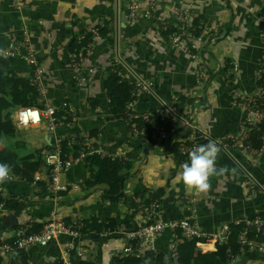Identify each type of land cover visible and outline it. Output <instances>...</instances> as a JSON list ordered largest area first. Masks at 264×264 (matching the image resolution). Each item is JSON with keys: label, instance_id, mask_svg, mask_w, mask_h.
<instances>
[{"label": "crops", "instance_id": "0c3cea01", "mask_svg": "<svg viewBox=\"0 0 264 264\" xmlns=\"http://www.w3.org/2000/svg\"><path fill=\"white\" fill-rule=\"evenodd\" d=\"M226 1L0 0V54L13 53L11 69L27 78L32 70L25 56L28 47L34 48L43 71L38 90L44 104L55 110L67 103L70 113L78 115L73 119L75 127H59L57 134L69 137L98 131V138L90 144H95L99 154L113 161L131 159L135 164L133 177L124 181V191L121 186L126 202H112L106 207L100 203L101 192L108 187L106 182L82 191L88 177L83 159L63 174L69 186L65 194L45 192L31 198L30 186L24 181L7 184V190L25 208L17 216L0 208L3 224L0 241L9 238L14 231L10 228L13 223L43 225L54 214L72 224L85 210L100 220L112 219L117 227L136 228L150 221L149 210L140 205V195L145 191L160 197L163 220L169 219L167 210L171 202L193 198L195 216L205 236H211L224 225L264 214V137L261 144H252L248 151H220L217 166H227L234 170V175L213 178L206 193L188 192L178 179L180 165L184 163L182 147L188 141L201 140V134L215 141L237 136L245 114L232 105L230 97L232 94L250 97L256 92L259 68L264 61V0ZM131 5L149 11L150 16L134 20L128 13ZM182 9L190 10L193 26L201 29L200 35L173 34L180 29L175 17ZM103 21L110 23L112 30L105 35L99 33L104 28ZM88 31L92 39L86 57L79 64L84 81L77 83L73 80L76 73L71 50ZM173 36H178V45L173 43ZM198 36L202 41H197ZM225 61H230L235 69L236 78L230 83L222 73ZM201 67L208 73L199 79ZM117 68L123 70L121 79L131 84L149 82L152 87L150 91L135 89L122 93L125 100L132 96L131 108L125 116L110 119L101 114L106 112L103 110L107 105L102 79L106 70L115 72ZM89 99H97L102 105L93 115L86 105ZM165 106L173 110L174 118L160 113ZM151 116L172 122L175 136L171 141L157 138L155 146L149 149L146 135L139 138L141 134L135 135L128 123L133 118ZM179 120L188 122L190 128L181 126ZM41 134L40 146H32L43 149L47 145L45 135L47 146H52V135L43 128ZM252 185L256 187L252 189ZM9 220L11 224L6 226ZM90 236L106 247L99 260L86 264L112 263L109 254L113 252H121L119 257H125L122 252L125 243L118 234L102 233L78 239L61 236L69 241L62 246L59 237L54 242L61 254V260L55 264H70L68 257L79 262L86 252L91 254L94 245L85 244ZM176 237L180 234L164 232L155 240V252L164 255L165 264H178L174 248L180 241ZM47 247L26 252L28 263L43 264L49 256L43 253ZM241 256L242 264H264V255Z\"/></svg>", "mask_w": 264, "mask_h": 264}, {"label": "trees", "instance_id": "16d2710c", "mask_svg": "<svg viewBox=\"0 0 264 264\" xmlns=\"http://www.w3.org/2000/svg\"><path fill=\"white\" fill-rule=\"evenodd\" d=\"M104 28L99 31L100 34L105 35L111 32L110 23L103 21ZM193 27L196 29H193ZM198 26H193L187 32L188 34L198 35L201 29H197ZM177 30L173 34L177 35ZM85 37L79 40L73 46L71 55L76 57V61L79 58L84 59L87 55L89 44L92 39L91 32H85ZM200 35V34H199ZM199 37V36H198ZM264 46V44H263ZM230 61H225L222 73L225 75L227 71L230 72L227 77V81L230 83L233 78L234 68ZM13 65V59L6 58L3 54H0V163H6L12 168V180L24 181L30 186V197L36 198L43 195L46 192V185L36 184L34 185L35 178L43 173L44 156L46 151L51 149V146L44 145L43 149H36L31 144L23 140L18 134L13 117L15 114L25 108L44 110V102L38 87L32 83L31 77L23 78L15 73L11 68ZM123 73L122 69H116L115 72L106 70L102 79V88L105 91V97L107 99L106 109L101 113L110 119H118L128 114V105L131 102V97L125 100L121 94L127 90L131 92L135 91V84L129 83L125 79H121L119 75ZM136 83V81H135ZM264 89V61L259 68L258 77L256 81V90ZM137 90V89H136ZM233 95V94H232ZM230 97V101L232 99ZM89 108V114L93 115L96 111L101 109V103L97 99H89L86 102ZM264 110V107H262ZM78 115L70 113L69 104L65 103L64 108H58L54 110V119L57 125L64 126H76V122L73 121ZM149 119V120H148ZM148 120V121H147ZM133 118L129 121L131 131L136 130L139 134V138L143 135L147 137V147L152 149L155 146V141L159 138V129L163 132L167 141L175 136L173 132L172 122L161 119H154V116L149 118ZM147 121V122H146ZM158 129V130H156ZM248 138L244 142L245 148H251L254 143L261 144L264 137V122L255 125L253 128H247ZM98 138V131L87 132L86 134L70 135L67 140L62 141L60 144L61 154L64 160L74 162L81 156H85V169L87 172V180L82 186V191L93 190L101 182H106L108 187L103 190L100 195V203L103 207H106L112 202H126V196L121 190L122 183L133 177L134 161L131 159L113 161L108 156H102L95 149V144H89ZM196 147L207 142L203 140H196ZM232 144V142H226ZM189 148L187 143L182 148ZM182 149L181 147H179ZM182 161L185 163L188 161V154H183ZM15 191V190H14ZM65 194V193H62ZM160 200V197L156 194H152L148 191L141 193L140 204L146 208L151 205L150 201ZM160 202V201H159ZM0 204L5 209L10 211L13 215H18L21 210L25 208V204H19L16 196L8 189L6 192L0 195ZM168 218L170 220L181 219L189 215L186 209V201L184 199H177L168 205L167 210ZM83 221V227L78 229L81 236L98 235L107 230H113L117 228L115 221L100 220L89 210H85L80 214ZM259 216H264L260 214ZM5 221V220H4ZM1 223V221H0ZM11 221L6 222V226H9ZM0 225H3L2 223ZM10 228L16 230L18 226L16 223L11 224ZM230 229L233 233H237L242 230V227L235 228L234 225H230ZM42 231V225L31 224L29 225L28 235H37ZM248 238L252 242L264 244V233H256L251 231L248 234ZM196 241L186 237H182L180 243L175 248V254L177 256L178 264H225L229 259L230 254L227 253V248L218 247L217 252L205 256L195 257L194 247ZM110 264H165L164 255L159 252H145L140 255H132L125 257H116L111 259ZM9 264H29L25 252L17 251L10 256Z\"/></svg>", "mask_w": 264, "mask_h": 264}, {"label": "built area", "instance_id": "2783aa9c", "mask_svg": "<svg viewBox=\"0 0 264 264\" xmlns=\"http://www.w3.org/2000/svg\"><path fill=\"white\" fill-rule=\"evenodd\" d=\"M224 3L228 2L225 0ZM128 13L134 20L147 19L150 16L149 11H140V9L135 5H131L128 7ZM175 19L176 22L180 25V29L177 30V32H181L184 35H187V31L192 28L193 21V19L191 20L190 10L182 9L181 11H178L176 13ZM172 41L175 45H178V36H173ZM197 41H202L200 36L197 37ZM193 49L194 48L191 47L190 51H192ZM186 51L189 52V50ZM4 56L6 58L13 59L14 54L8 53L4 54ZM82 60V58H79V60L76 61V57L72 55V61L74 63V69L76 73L74 81H76L77 83H81L84 81V79L81 77V69L79 67V64ZM25 62L32 70V83L38 87L40 85L43 71L37 60V55L34 48H27ZM202 69L203 68H201V70ZM204 70L206 74L208 70L206 68H204ZM88 73H92V70H89ZM227 73L228 75L230 74L229 71H227ZM203 75H199L198 78L202 79ZM232 78L233 80L236 78L235 72L232 75ZM151 87L152 84L149 82L136 81L135 83V88L137 90L141 89L142 91H150ZM242 98V96L233 94L231 99V103H233L234 105L240 103V106L243 108V112L245 114V119L242 122L241 129L239 130L237 136L227 138L225 137L223 139H220L219 141H215L205 136L204 134H201V140L207 143L210 141L216 143L221 151L227 152L228 150L234 149L248 151V149L243 145L245 140L248 138L247 128H253L255 125L264 122V110L262 109V107H264V89L261 88L260 90H256L253 96L246 97L245 99ZM43 106V111L30 108L21 109L15 114V116L13 117V121L17 129L27 127L36 128L42 125L43 129L52 135L53 144L51 146V149H49L45 153L43 173L35 178L34 185L44 183L46 185V192L52 194L68 193L69 186L63 180V174L80 160H85V156H81L74 162H69L63 159L60 150V144L62 141L67 140L68 136L66 134H57V129L63 126L56 124L54 119V109L47 104H44ZM130 108L131 105H128L127 109L130 110ZM160 113L169 117H175V114L170 107L165 106ZM145 120H147V118H145ZM179 122L181 126L190 128L188 122L184 120H179ZM159 132V139L165 140L166 137L163 132L161 130ZM133 133L135 135L139 134L136 130H134ZM228 141L232 142L231 147L225 145V143ZM188 144L190 145V147L183 149L181 152L182 155L188 154L196 147V144L193 141H188ZM247 177L252 182V178L249 174L247 175ZM12 182L13 180L11 179L6 184L0 185V195L7 191L6 185ZM254 187H256V185H252L251 188L254 189ZM17 201L19 204H23L21 200ZM185 201L186 209L187 212H189V215L181 219L163 220L160 214V202L158 200H153L150 201L151 205L149 208H146L142 205L145 209L149 210L148 217L150 221L141 223L133 229H127L124 226H119L116 229L107 230L103 233L105 235L118 234L120 236V238L125 243L122 251L125 256H132L137 254L140 255L145 252H155L153 243L164 232H171L173 234L179 233L180 237H176L178 242L182 237H186L196 241L197 243L194 247L195 257L196 252L199 248L208 247V245L210 244L213 245V251L209 254H215L218 247L227 248L226 251L228 254H230V257L225 262V264H240L241 257H243L241 255L245 254L264 255V244L252 242L248 238V234L252 230L258 234L264 233V216L262 217L257 215L251 219L236 222L235 224H233L236 229L242 227V230L237 233H233L229 225H224L220 230L213 233L211 236H205L201 231L200 225L198 224L197 218L195 216L193 198H187L185 199ZM0 208L5 207L0 204ZM50 218L51 219L47 223L42 225V231L37 235L27 234V231L29 230V224L26 223L18 226L16 230L12 231L6 241H0V264H9L10 256L17 251L26 253L33 248L47 247L49 244L55 242L61 236H68L72 239L80 238L81 235L79 234L78 229H81L83 227L81 216L76 222L72 224H69L64 219H57L54 214H52ZM120 253L121 252H113L109 254V260L119 257ZM106 264L110 263L108 262Z\"/></svg>", "mask_w": 264, "mask_h": 264}, {"label": "clouds", "instance_id": "9594fccd", "mask_svg": "<svg viewBox=\"0 0 264 264\" xmlns=\"http://www.w3.org/2000/svg\"><path fill=\"white\" fill-rule=\"evenodd\" d=\"M219 146L214 142L195 147L188 153V161L180 165L178 179L186 191L191 193H206L211 188L213 178L234 175V170L227 166H217L220 153ZM12 168L6 163H0V185L12 178Z\"/></svg>", "mask_w": 264, "mask_h": 264}, {"label": "rangeland", "instance_id": "374dc122", "mask_svg": "<svg viewBox=\"0 0 264 264\" xmlns=\"http://www.w3.org/2000/svg\"><path fill=\"white\" fill-rule=\"evenodd\" d=\"M204 68L202 70L200 69L199 75L205 74ZM206 74H205V77H206ZM225 75H227V77L229 76L228 73H226ZM74 79H75V77L73 78V80ZM234 80H232V81H234ZM245 98L246 97H243L242 99H245ZM232 105L243 111V108L240 106V103H237V105H234L232 103ZM42 128H43V126L40 125L38 128H31V127L18 128L17 131H18V134L20 135V137L23 140H25L27 143H29L31 145H35V146H40V142L43 140V135L41 134ZM135 176H137V175H135ZM124 188H125V182H123V184H122V190L123 191H124ZM68 241H69V239H67L66 237H60L58 239V243L62 246L67 244ZM154 243H155V241H154ZM85 244L94 245V248H95L94 251H91V254H90V252H86L85 255L82 256L81 259H78L79 262L73 257H68V259L70 260V264H86V263H89V260L97 261V260H99L100 255L105 252L103 250V248H105L106 246L104 244H102L101 241L94 236H90V237L86 238ZM43 253L49 254V256L46 257V260L43 262V264H55L56 262L61 260V254L57 250V247H56L54 242H52L47 248L43 249ZM240 264H242V263H240Z\"/></svg>", "mask_w": 264, "mask_h": 264}, {"label": "bare ground", "instance_id": "6f19581e", "mask_svg": "<svg viewBox=\"0 0 264 264\" xmlns=\"http://www.w3.org/2000/svg\"><path fill=\"white\" fill-rule=\"evenodd\" d=\"M212 251H213V245L212 244L208 245V247H201L197 250L196 257H200L203 255L209 254Z\"/></svg>", "mask_w": 264, "mask_h": 264}, {"label": "water", "instance_id": "95a60500", "mask_svg": "<svg viewBox=\"0 0 264 264\" xmlns=\"http://www.w3.org/2000/svg\"><path fill=\"white\" fill-rule=\"evenodd\" d=\"M123 23V20H122V18L120 19V24H122ZM127 23V22H126ZM121 27L123 28L124 26L123 25H121ZM47 135H45L44 136V141L47 143V145H49V142H47Z\"/></svg>", "mask_w": 264, "mask_h": 264}]
</instances>
